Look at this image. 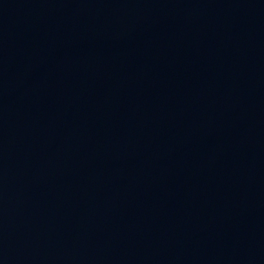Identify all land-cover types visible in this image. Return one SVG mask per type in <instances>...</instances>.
<instances>
[{
    "label": "water",
    "instance_id": "water-1",
    "mask_svg": "<svg viewBox=\"0 0 264 264\" xmlns=\"http://www.w3.org/2000/svg\"><path fill=\"white\" fill-rule=\"evenodd\" d=\"M6 0H0V7L2 6V4L5 2Z\"/></svg>",
    "mask_w": 264,
    "mask_h": 264
}]
</instances>
